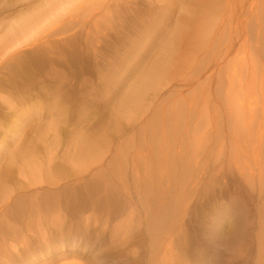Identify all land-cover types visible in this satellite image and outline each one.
Instances as JSON below:
<instances>
[{"label": "rangeland", "instance_id": "374dc122", "mask_svg": "<svg viewBox=\"0 0 264 264\" xmlns=\"http://www.w3.org/2000/svg\"><path fill=\"white\" fill-rule=\"evenodd\" d=\"M46 1L0 0V30ZM206 2L80 0L0 60V146L35 163L0 149V264H157L169 237L174 264H221L217 216L264 228V0L215 2L210 55ZM80 134L93 147L73 165ZM76 193L105 209L56 206ZM155 201L170 205L158 239Z\"/></svg>", "mask_w": 264, "mask_h": 264}, {"label": "bare ground", "instance_id": "6f19581e", "mask_svg": "<svg viewBox=\"0 0 264 264\" xmlns=\"http://www.w3.org/2000/svg\"><path fill=\"white\" fill-rule=\"evenodd\" d=\"M79 1L80 0H47L45 5L39 9L37 8L30 12H22L18 14L15 18L10 20L3 29L0 30V60L6 57H8L9 60L12 59L15 56V51L19 49L22 45L31 41L37 34H39L41 27L47 21L54 19L63 12H66ZM215 2L221 5V3H219V0H207L206 2L207 6H206L205 19L207 23L205 24L203 37L201 38V44H206L207 54L209 55L213 54L215 50V45H216L215 35L217 33H220L219 36L222 37L223 34L221 33L222 30L219 29L216 32L214 29V23L216 21ZM252 8H255L253 6V3H251L250 5V9ZM166 43H170V41ZM241 45L245 46L246 41H243ZM165 47H167V45L164 46L163 49H161L160 54L162 56L168 53L166 52L168 48ZM232 48H233V42L232 40H230L226 49L223 52L224 55L228 54ZM7 66L8 64L5 65V67ZM11 66L13 65L11 64ZM159 69H160V65H152L148 68L146 74L142 78L143 87H145L147 84H150L155 80L156 73L159 71ZM128 99L132 100V98H128ZM93 142L94 140L91 137L80 134L78 139H76V143H75V146L77 147L76 155L73 156L69 160V162H71L73 165H76V163L82 164L85 161L88 152L92 149ZM0 149H3L2 151H5L6 155H8L9 162H11V164L25 163L27 167L29 165L35 164L34 161H31V156H28L26 151H21L19 148L10 149L8 147H5L4 144L0 146ZM2 153L3 152L0 151V155ZM65 170L67 169L63 164H59V166L53 165V169H49V171L46 170V175L50 176L53 172L55 175H62L65 172ZM261 178L262 175L258 173L256 184H257V189L259 190L261 188L260 187ZM104 184L105 181L101 182V181H97L96 179V181L92 180L86 185L75 188L74 190L79 193H82V190L89 186H91L93 189H96L97 187H101ZM2 187L3 184L0 183V191ZM93 189L91 190L92 193L94 191ZM76 195L77 196L75 198H70L64 203L57 204L56 206L61 208L64 212L68 213V215L78 216V217L84 215V214L81 215L82 212H85L93 208H95V210L105 209L101 207L105 203L104 200H101L99 198H93L91 194L78 195V193H76ZM151 205L153 209H155L156 211L154 213V215L156 216L155 220H153V223L150 224L155 229L154 230L155 233H151V234L153 238L158 239L159 236L162 234L161 233L162 229L160 227L161 222H163L167 217V215L169 214L170 205H167L166 203L163 204L162 201H155L151 203ZM224 209L225 207L218 210V211L221 210L220 211L221 215L224 214L225 211ZM59 212H61V210H59ZM87 218L89 217H86V219ZM217 218L218 219L220 218L221 223H219V225L220 224L224 225V228H222L216 234L214 233L215 235L214 234L209 235L207 239L209 242H213L218 237L221 242L220 251L224 250L228 252V257L226 259V262L222 260L223 259L222 252L220 253L219 251V253H216L215 256L216 258L217 257L220 258L219 261H221L220 262L221 264H264V228L263 227L262 230L256 233H252L251 228L253 222L247 218L235 217L230 220H226L225 215L223 216L219 215L217 216ZM82 223L77 222L79 229L81 228ZM167 240H169V242L164 245L162 256L159 257L156 255L152 257L153 260L157 259L159 261L157 264H174L176 262L174 261L175 254L173 253L172 250L173 248L171 247V242H172L171 237H169ZM212 260L215 261V258L208 260L207 264H211Z\"/></svg>", "mask_w": 264, "mask_h": 264}]
</instances>
